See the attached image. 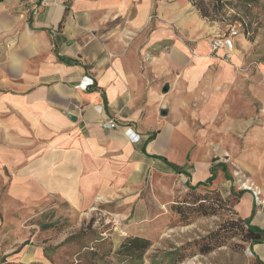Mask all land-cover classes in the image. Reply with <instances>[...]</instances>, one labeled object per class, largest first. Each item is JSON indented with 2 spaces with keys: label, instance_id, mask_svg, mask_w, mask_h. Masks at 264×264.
Returning a JSON list of instances; mask_svg holds the SVG:
<instances>
[{
  "label": "crops",
  "instance_id": "obj_1",
  "mask_svg": "<svg viewBox=\"0 0 264 264\" xmlns=\"http://www.w3.org/2000/svg\"><path fill=\"white\" fill-rule=\"evenodd\" d=\"M186 6L171 0H0V113L7 114L0 168L21 169L16 184L36 182L42 194L80 207L114 193L113 173L123 162L130 187L138 184V168L149 165L181 176L189 187L202 184L230 196L224 186L232 171L212 153H227V137L229 152H240L234 139L250 128L240 166L264 196V124L239 118L242 106L252 104L238 87L242 74L211 57L194 12L180 18ZM152 11L154 32L141 36ZM167 22L175 26L171 32L163 27ZM251 80L259 100L251 99L264 106L258 71ZM165 84L170 93L163 97ZM112 119L121 125L106 127ZM212 138L219 139L216 145ZM94 184L101 196L93 198ZM21 190L28 201L38 198ZM233 206L239 218L264 230L249 193L237 195ZM251 250L264 264V243Z\"/></svg>",
  "mask_w": 264,
  "mask_h": 264
},
{
  "label": "rangeland",
  "instance_id": "obj_2",
  "mask_svg": "<svg viewBox=\"0 0 264 264\" xmlns=\"http://www.w3.org/2000/svg\"><path fill=\"white\" fill-rule=\"evenodd\" d=\"M171 1L187 5L183 7L186 12L180 18L190 17L194 12L200 21L202 38L207 44L214 35L226 34L231 27H237L239 34L237 40H234L230 60L211 57L234 67L242 74V85L238 87L244 101L251 100L252 104L242 106L239 118L251 119L260 126L264 124L261 123L264 106L251 99L258 96L254 91L251 93L252 85H248L252 81L251 75L258 71V87H264V1L259 0L258 3L248 6L225 7L213 20L201 18L187 0ZM156 18L152 11L151 26L142 30L139 33L141 36L154 32ZM195 22L196 29L197 21ZM163 27L169 32L175 29L168 22ZM251 68L252 74L249 72ZM161 93L163 97L170 93L169 85L165 84ZM263 95L264 91L260 90L259 96ZM236 108L239 109L240 106ZM162 109L166 114L167 107L163 106ZM247 109L251 112H247ZM6 116L5 110L0 113V132L2 124L6 123L2 122ZM113 122L121 125L116 119ZM250 133L248 128L242 137L234 139L237 140L240 152H229L231 144L227 137V153H212L221 163L229 165L232 178L224 186L230 190V196H224L212 187L198 188L193 192L194 195H207L205 204L210 205L213 214L206 216L188 209H183L181 213L172 210V206L182 205L180 202L183 199L191 202L194 199L193 194L187 195L190 191L181 176L162 175L149 165L138 168L135 181L138 184L130 187L128 177L125 176L126 164L123 162L113 173L114 193L97 201L84 203L81 207L63 200L56 193L42 194V187L36 182L30 186L16 184L14 179L21 174V169L0 168V264H101L99 253L109 249L111 254L108 260L116 264L117 259L112 254L126 237H142L150 241L151 245L142 258V264H150L152 256L157 253L173 251L176 248H180V255H183V260L176 264H254L249 245L243 243L241 235L238 234L206 254L200 252V247L207 243L210 234H217V242L221 241L223 223L239 218L234 206L226 202L229 200L234 204L237 193H249L255 215L264 216V196L260 193L261 188L248 180V173L240 166V159L247 156L244 151L247 149L246 140ZM218 140L212 138L211 146L216 145ZM3 141L6 143L9 138H3ZM43 147L51 148L47 142L43 143ZM36 156L37 154L34 157ZM24 183H27V179ZM92 187L91 197L94 198L96 192V196H101L99 185L94 184ZM21 189L30 190L38 198L28 201ZM21 191L24 196L19 199L16 195ZM253 192L259 194L258 202L254 200ZM85 197L90 198L86 195L83 199H87ZM98 239H103L106 243L101 246ZM210 241L214 245V239ZM89 251L94 252V255Z\"/></svg>",
  "mask_w": 264,
  "mask_h": 264
},
{
  "label": "trees",
  "instance_id": "obj_3",
  "mask_svg": "<svg viewBox=\"0 0 264 264\" xmlns=\"http://www.w3.org/2000/svg\"><path fill=\"white\" fill-rule=\"evenodd\" d=\"M189 3L193 5L195 10L198 12L201 18L213 20L216 18L220 12L225 8L232 6L233 8L236 6H248L250 4H256L259 0H187ZM264 1V0H263ZM175 172L178 174H183L188 176L187 173L175 167ZM214 175L213 171L211 173V177L207 179L206 183L210 184L213 180ZM202 184H198L195 187H188L190 194L187 195L194 196V199L191 202L183 199L180 203L182 205H177V207H171L172 210H176L177 213H181L183 209H188L194 212H197L199 215H211L213 211L211 210L210 205H206L207 195H194V191H196L199 186ZM242 192L237 193L240 196ZM230 205H234L229 200H226ZM187 204V205H185ZM185 206V207H182ZM222 229V240L217 242V234H210L207 239V243L200 247V252L202 254H206L210 252L214 247L220 246L222 242H226V240L234 237L236 234L241 235V241L249 245L251 250V246L255 244L264 243V230L259 229L258 227L250 225V220H243L238 218L236 220H230L223 223L221 226ZM219 235V234H218ZM214 242V245H211V241ZM98 242L101 246H103L106 242L103 239H98ZM151 243L148 239L142 237H126L123 242L120 244L118 249L112 254L116 259V264H142V258L146 251L149 249ZM85 248V247H84ZM181 249H174L173 251L157 253L152 256V262L150 264H176L179 261L183 260V255H180ZM91 255H94V252L89 251ZM252 255L254 253L251 250ZM111 254L110 249L106 252L99 253V260L101 264H112L110 260H108L109 255ZM254 264H263L257 257L254 256Z\"/></svg>",
  "mask_w": 264,
  "mask_h": 264
},
{
  "label": "built area",
  "instance_id": "obj_4",
  "mask_svg": "<svg viewBox=\"0 0 264 264\" xmlns=\"http://www.w3.org/2000/svg\"><path fill=\"white\" fill-rule=\"evenodd\" d=\"M226 32V34L222 35L216 34L208 41L210 54L219 57L224 61H228L232 57L234 38L239 34L236 26L231 27ZM105 126L108 128H115L117 125L113 120H108L106 121ZM258 195V193L253 192V197L256 202H258L259 199Z\"/></svg>",
  "mask_w": 264,
  "mask_h": 264
},
{
  "label": "water",
  "instance_id": "obj_5",
  "mask_svg": "<svg viewBox=\"0 0 264 264\" xmlns=\"http://www.w3.org/2000/svg\"><path fill=\"white\" fill-rule=\"evenodd\" d=\"M164 91H165V90H164ZM69 118H70V119H72V117H71V116H70Z\"/></svg>",
  "mask_w": 264,
  "mask_h": 264
}]
</instances>
